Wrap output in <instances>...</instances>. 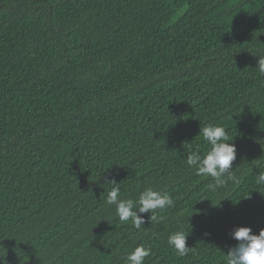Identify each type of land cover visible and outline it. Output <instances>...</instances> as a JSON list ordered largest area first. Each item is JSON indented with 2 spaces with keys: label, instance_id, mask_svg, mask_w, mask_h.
<instances>
[{
  "label": "trees",
  "instance_id": "1",
  "mask_svg": "<svg viewBox=\"0 0 264 264\" xmlns=\"http://www.w3.org/2000/svg\"><path fill=\"white\" fill-rule=\"evenodd\" d=\"M262 57L264 0H0V264H226L234 228L264 229ZM208 124L236 147L214 191L186 163ZM113 179L173 205L138 230Z\"/></svg>",
  "mask_w": 264,
  "mask_h": 264
},
{
  "label": "clouds",
  "instance_id": "2",
  "mask_svg": "<svg viewBox=\"0 0 264 264\" xmlns=\"http://www.w3.org/2000/svg\"><path fill=\"white\" fill-rule=\"evenodd\" d=\"M257 65V70L264 74V57L258 59ZM199 136L207 142L210 150L203 156L198 148L189 152L186 163L194 167L198 175L211 177L214 183L209 184L208 188L214 191L226 183L225 177L229 180L235 179L232 164L236 159V147L228 142L229 136L222 126L208 124L200 129ZM257 183H264V173L257 176ZM105 184L111 185L105 203L115 206L116 215L121 222L130 221L138 230L145 223L141 214L150 213V221H155L158 219L156 210L173 205V199L168 194H162L150 187L140 192L138 199L134 201L130 198L121 199L120 183L114 179L106 181ZM231 238L237 241V244L230 247L225 254L226 264H264V229H261L259 234H253L249 227H236L231 233ZM186 239L182 232H175L169 235L167 242L179 256H185L191 250L186 247ZM151 254L150 247L141 245L127 255L126 264H144Z\"/></svg>",
  "mask_w": 264,
  "mask_h": 264
}]
</instances>
